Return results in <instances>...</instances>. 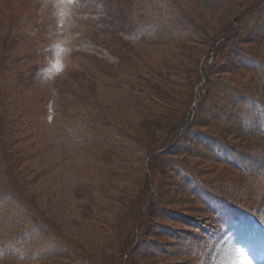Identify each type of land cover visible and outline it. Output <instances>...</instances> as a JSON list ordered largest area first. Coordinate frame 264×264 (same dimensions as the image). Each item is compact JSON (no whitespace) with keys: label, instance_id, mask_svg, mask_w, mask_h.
<instances>
[{"label":"rangeland","instance_id":"rangeland-1","mask_svg":"<svg viewBox=\"0 0 264 264\" xmlns=\"http://www.w3.org/2000/svg\"><path fill=\"white\" fill-rule=\"evenodd\" d=\"M261 1L0 0V264H264Z\"/></svg>","mask_w":264,"mask_h":264},{"label":"trees","instance_id":"trees-1","mask_svg":"<svg viewBox=\"0 0 264 264\" xmlns=\"http://www.w3.org/2000/svg\"><path fill=\"white\" fill-rule=\"evenodd\" d=\"M262 2H264V0L263 1H261V3ZM260 5V4H259ZM152 7V6H151ZM240 17H243V16H240ZM251 32V31H250ZM235 35L236 34H233V36L232 37H227L226 39H224L220 44H224L225 43V41L227 42V39H229L230 41L235 37ZM215 45H217L216 43L214 44V46L209 50V51H213V57H212V59H211V61H210V63H207L206 64V66H205V69L203 70V71H205V72H208V73H211V66H213L212 64H213V62H214V59L215 58H217V55H218V50H216L215 49ZM244 56V55H243ZM245 58V59H244ZM244 58H243V62H244V66L246 67V69L248 70V71H253V63H255V61H256V59H253L251 56H244ZM240 59H241V56H240ZM201 64V63H200ZM198 68H199V70H202V68L199 66V64H198ZM197 68V69H198ZM209 80L207 79V80H205V84H208L209 85ZM196 84V82L193 84V86H192V93H193V89H194V85ZM208 85L206 86L207 88H205V90H207L208 89ZM206 93V91L203 93V95H202V100L198 103L199 104V106L197 105V110H198V107H200L201 106V104L204 102V100L206 99V97H207V95L205 94ZM208 94V93H207ZM256 99V97L255 96H253V95H246L245 94V96L244 97H241V103L243 104V106H245L246 105V103L248 102V101H254ZM256 101V100H255ZM188 106L189 105H187V107H186V109L188 108ZM264 106V105H263ZM186 113V111L184 112V114ZM189 113H190V111H189ZM244 112L242 111V114H243ZM197 114V112L191 117V119H193L194 118V116ZM194 120V119H193ZM192 122L193 121H191V122H189V123H186L187 124V127H191L192 126ZM190 124V125H189ZM181 127H182V132H185L186 130L184 129V127H185V123L183 124L182 122L181 123H179L178 124V126H177V128H176V132H178L180 129H181ZM185 130V131H184ZM181 132V133H182ZM178 134V133H177ZM176 134V135H177ZM184 134V133H183ZM182 137V134L179 136V138H178V140L180 139ZM176 139V138H175ZM177 140V142H176V140L174 141V143L172 144L173 146H174V144L176 145V143H178L179 141ZM205 142V146H207V147H210V142H206V141H204ZM139 144H140V146L141 147H146V150H147V152L149 151V152H151V150H155V149H157L159 146H163V145H166L165 144V142H164V144H158V145H156V146H154V145H152L151 143H149V142H146V141H139ZM172 146V147H173ZM226 148V147H225ZM160 150H162V151H158L156 154H154V157H157V156H159L160 154H162V153H164L166 150H167V147H164V148H162V149H160ZM146 152V153H147ZM233 153H235V152H233L232 150H229V149H227L226 148V155H228V156H230V157H232L233 156ZM148 154V153H147ZM146 154V155H147ZM239 155V154H238ZM147 157V156H146ZM238 157V156H237ZM238 159H239V162L241 163V161H240V157H238ZM146 188H147V185L145 186ZM146 188H145V190H146ZM147 192H148V190H147ZM149 193V192H148ZM149 195V194H148ZM149 198H151L150 196H149ZM205 204V203H204ZM206 205V204H205ZM208 207V206H207ZM233 207V209H231V211H234V215H232V214H229V215H231L232 216V218H236L238 215H240V214H243V213H246L245 211H242L241 210V208H238L237 206H232ZM232 207H230V208H232ZM142 208V207H141ZM141 208L139 209V216H140V211H141ZM209 208V207H208ZM230 208H226V209H229L230 210ZM213 215H214V213L211 211V209L209 210ZM224 223V222H223ZM137 230H138V228H137ZM136 230V231H137ZM135 231V232H136ZM36 254V253H35ZM14 256V257H16V258H20V257H22L21 256V254L20 253H18V252H14V250H12V251H3V252H0V257H3V256Z\"/></svg>","mask_w":264,"mask_h":264},{"label":"bare ground","instance_id":"bare-ground-1","mask_svg":"<svg viewBox=\"0 0 264 264\" xmlns=\"http://www.w3.org/2000/svg\"><path fill=\"white\" fill-rule=\"evenodd\" d=\"M194 117H195V116H194ZM196 117H197V115H196ZM188 118H189V117H188ZM194 122H195V121H194ZM187 123H188V122H187ZM183 124H184V123H183ZM189 125H190V124H189ZM185 128H186V127H185ZM186 129H187V128H186ZM186 129H185V130H186ZM224 129H225V128H224ZM179 132H180V131H179ZM177 133H178V132H177ZM184 133H185V132H184ZM236 135H237V134H236ZM234 137H235V136H234ZM170 144H171V142H170ZM172 146H173V145H172ZM172 146H171V147H172ZM149 162H150V161H149ZM245 182H246V181H245ZM141 216H142V215H141ZM141 218H142V217H141Z\"/></svg>","mask_w":264,"mask_h":264}]
</instances>
